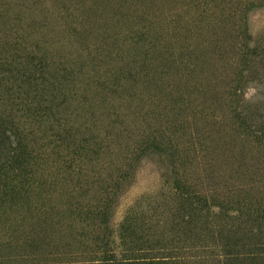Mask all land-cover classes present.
I'll list each match as a JSON object with an SVG mask.
<instances>
[{"label":"rangeland","instance_id":"rangeland-1","mask_svg":"<svg viewBox=\"0 0 264 264\" xmlns=\"http://www.w3.org/2000/svg\"><path fill=\"white\" fill-rule=\"evenodd\" d=\"M0 133V264H253L264 0H0Z\"/></svg>","mask_w":264,"mask_h":264},{"label":"trees","instance_id":"trees-1","mask_svg":"<svg viewBox=\"0 0 264 264\" xmlns=\"http://www.w3.org/2000/svg\"><path fill=\"white\" fill-rule=\"evenodd\" d=\"M4 135V133H0V139L2 138V136ZM261 135H263L261 133ZM2 145L1 147V150L2 153H3V157L5 159H7L8 157L11 158V162H16L18 159H19V152L17 153V149L19 147V144L16 143L14 148H10V145L8 143V141H6L3 145V143L0 144V146ZM9 147V149H8ZM14 152V154H13ZM10 155H9V154ZM14 165V164H13ZM11 167V166H10ZM177 187H181V186H177ZM264 243V242H262ZM262 243H257V245L259 247H263V248H255V251H259V255H261L262 253L264 254V244ZM131 256H127V255H122L120 258H116V259H113L111 258V256H103L102 259L100 261L102 262H111V264H138V263H143L144 261H151L153 258H149V257H139L138 255L139 254H130ZM253 262V264H259L258 262H262L264 264V257H257V258H251V260ZM157 264V263H156Z\"/></svg>","mask_w":264,"mask_h":264}]
</instances>
